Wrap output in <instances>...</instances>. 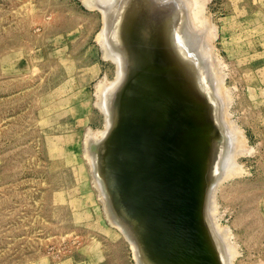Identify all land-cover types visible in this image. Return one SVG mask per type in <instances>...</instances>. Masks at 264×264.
<instances>
[{
  "label": "rangeland",
  "instance_id": "374dc122",
  "mask_svg": "<svg viewBox=\"0 0 264 264\" xmlns=\"http://www.w3.org/2000/svg\"><path fill=\"white\" fill-rule=\"evenodd\" d=\"M195 1L190 16L200 35L196 49L208 55L212 84L189 70L188 79L178 62L161 59L164 37L180 14L179 0L169 5L161 1L166 7L152 10L148 0H130L120 12L119 31L112 29L116 37L123 28L127 33L122 38L128 75L120 88L145 85L149 77L141 73L148 61L155 66L156 83L166 81L183 92L190 109L187 134L203 149L198 157L204 176L197 229L205 226L207 243L201 248L211 247L210 264H264V0ZM103 9L85 0H0V264L207 261L188 246L184 255L183 247L164 251L153 242L151 253L128 219L127 224L108 216L100 159L85 149L93 139L101 147L123 126L110 128L100 104L104 85L118 79V65L103 49L107 30L116 27L106 22ZM193 28L191 35L198 37ZM200 84L208 85L203 89ZM119 95L118 107L123 101ZM195 126L202 128L194 132ZM216 161L228 172L215 174ZM195 169L197 173L198 165ZM210 170L215 172L209 175L212 180ZM214 180L215 199L213 191L207 208L202 197Z\"/></svg>",
  "mask_w": 264,
  "mask_h": 264
},
{
  "label": "bare ground",
  "instance_id": "6f19581e",
  "mask_svg": "<svg viewBox=\"0 0 264 264\" xmlns=\"http://www.w3.org/2000/svg\"><path fill=\"white\" fill-rule=\"evenodd\" d=\"M148 1L150 3L149 8L151 10L156 9V8L164 9L166 7L164 6V2H161V1L166 2V0H161V1L158 0L159 2L155 0H148ZM171 1L167 0L166 4ZM193 1L195 3L192 2V0L191 1L179 0L180 2L179 3L180 4L179 13L180 14L176 19L177 22H175L173 27L170 29L169 34L164 37V40L162 43L163 53L161 54V59H164V61L167 63L178 62L179 65H181V68L179 69L181 70L183 68L186 77L187 76L189 77V75L187 74L189 70L193 72L194 74H196L199 78H201L202 81L203 79L205 80L206 78L208 80H211L210 82L212 84V80H214L215 78L214 76L216 75L213 74L214 78L207 76L208 75L207 66L208 65L209 67L211 66V64L207 63L208 60L206 62V58L208 57V55L206 54L207 57L205 58L201 54L203 52H199L198 49H196L197 41L198 42L200 41L198 40V38H200L199 37L200 35L198 36L199 32L196 33L197 31L196 28L192 27L193 22L191 24V21L193 20V17L191 20V16H190V13L192 14L190 10L193 8V7L191 8V6L193 3L195 4L193 5L194 7L197 4V1L195 0ZM85 2L88 6H91V7L101 5V7L104 8L103 10L106 13L105 15L107 16L106 22L107 23L110 22L111 24L113 23L114 27H116V28H111L110 29L111 31L107 30V32L108 31L109 32L107 33L108 35H105V37L106 36L107 37L105 38V42H103L104 44L103 49H104L105 55L108 57H111L112 60H114V62H116V64L118 65V79L116 81L114 80L115 82L113 84L106 83L108 86L105 83H104L105 85L103 84L104 88L105 87L107 88H105L104 90L105 92L103 94L100 104L103 107L102 109H105L107 112L108 123H109L110 128L119 126L120 124L123 126L122 128L119 127L118 130L116 127L115 129L117 132H114L115 131L114 129H113L114 131L111 130L113 132L109 134L110 135L108 136L109 138L106 139V136L105 138L103 137L104 140L105 139L106 140L105 142L101 140L103 141V143H101L100 141V143L102 144V145L100 144L101 147L98 148V146L96 145L97 141L95 140L96 142H93L94 141L93 139V141L92 140L88 141V145H86L87 148H85L86 151L89 152V154H92V153L98 154L97 157L100 159L99 160L100 162L98 161L97 163V168L99 169L100 174H101L100 175L101 178L99 177L100 178L99 183L101 185L104 184L103 189L106 192V197H107L106 201H110L113 197H115L116 193L113 187L117 188V190L122 192L123 197L126 200V205L132 208L133 207L139 208L136 213L133 212L134 214L133 217H135L134 219L135 221H137L138 223L141 224V226H143L144 232H141L142 234H144L143 237H146L145 239L148 240V243H153V242L157 243L161 247V249L165 251V250H169L172 247H174L175 246L174 243L177 242V239L179 240L181 239L182 236L180 234V227H181L180 222L182 220L175 221L174 218H172L168 214V210H170L169 205L168 203L166 204L165 202H163L156 195L155 192H157L156 187L158 186V184L155 185V183L158 180H163L165 183L162 185H167L166 184L167 181L169 182L176 181L178 186L176 189L173 190V196L175 197L177 196L178 200H182L183 198H185V194L183 193L185 192V187L183 188L181 184L183 185V183L187 181L189 185H192V188H191L192 196H191V206H190L191 212H190L189 217L193 216V219L190 221V223H191L192 233L194 235V240H195L194 243H197L196 246H192V247L188 244L187 245H188V248H193V252L190 249L192 253H198L200 251V253H202V256L204 254L203 257H205V259L208 261V264H210V259H212V257L209 258V256L211 255L214 256V254L211 253L210 249H208L210 246L208 247V244L207 246H204L205 248L208 247L207 248L208 251H205L206 250L205 248L203 249L201 248L203 247V244L207 243V241L205 242V236H204V232L206 229L202 231L205 228V226L203 227V229L202 227H199L197 229V225H198L197 223L201 222L200 221V211H199L200 208H198V206L200 204L201 195H202L201 193L202 190L200 188L202 187L201 183L203 179H201V176H204V174L200 170L199 161H198V157L200 155L199 150L201 151L202 146L199 145L200 144L198 143L199 141L195 140L197 138L192 139L187 134V132L190 130V125L188 123V117H189L188 113H190L189 112L190 109L187 106L188 104L186 105V102H185V99H187V97L183 94L182 91L181 93H179L177 88H174L171 85H168L166 81H160L159 83H156L154 81L155 66L153 68V66H151L148 61H147L145 70L141 73L142 77H145L146 79L147 77H149L148 81L145 80V85L146 84L148 85L146 86L143 85L144 87L141 86L139 90H135L133 87L134 85H132L130 88L128 85V87H126V90L120 88L121 84L123 83V81L126 79L128 75L127 67L129 66L127 65V59H126L127 57L125 55V52L123 51V48L125 47V45H127V42L125 41V38H122L123 36H126L127 33H126V30L123 28V30L120 32V36L117 35L116 37V34L114 33L115 31L112 32V29L113 30L118 29L117 31H119L118 26L120 24V17H119L120 12L123 10V7L125 5H128L130 3V0H85ZM169 4L171 3H168V5ZM192 28H193V31L196 30L195 33L197 34L198 37L191 35ZM110 33L112 34L114 33L115 36L114 34L112 35ZM203 33H200V34H202L203 36ZM206 34L207 33H205V35ZM113 37H116L114 42L112 41ZM205 38L206 37L202 39L205 40ZM202 39H201V42L203 41ZM201 60L202 61L204 60V65L202 64L203 62ZM210 68H213V67L211 66ZM212 73L214 72L211 71V74ZM215 81H214V84L216 83ZM204 85L207 86L208 84H204ZM204 85H202L203 89L206 88ZM123 92H125L127 95L125 94V96H123ZM119 93L123 96V101L121 102L120 107H118L120 104L118 103L119 101L118 99L120 97ZM116 108H119V111L117 113H116ZM222 108H221V111H222ZM223 111L225 112V110ZM133 121L136 122L135 125L132 126L134 128L129 127L130 128L129 132H126L127 126H129ZM228 126L229 125H227V127ZM196 127H199L200 129L202 128L200 126H195L194 132H196L195 130ZM131 129H132V132H131ZM231 131H234V130H231ZM130 134H131L130 137L132 138H129ZM131 140L133 143H131ZM223 146L225 147V144H223L222 147ZM189 147L193 151L189 152ZM222 147H220L221 149L220 152L223 154L222 149L224 148ZM100 148L103 149L105 152L106 151L111 152V156L106 157L105 156L106 153L100 152ZM222 154L217 153L219 157ZM214 155H216L215 152H214ZM214 155L212 154L213 157ZM230 157L229 159H225V161H223L224 166L227 165L231 161ZM221 160L222 159L220 157V162H222ZM210 161H213L214 163V160H210ZM217 161H216L215 166H214L215 163L214 164L211 163V165L213 164L211 167L214 166L213 171H215L216 173L210 170V172L208 173V176L211 175L212 173L218 174L223 169L224 166L222 168L221 166L218 167L219 165H217L218 164ZM231 164L233 166V163ZM196 165H198L197 173L195 169ZM227 168L225 167L226 170L223 169V171L224 170L227 171ZM204 173H205V176L207 177V172H204ZM223 175H225V173L222 174V176ZM222 176H220L219 178H222ZM141 177H142V182H141ZM210 177L211 176H209V178ZM212 177L209 180H212L213 179ZM208 182L209 181H207V183ZM210 183H208V188L206 186V191L203 190L204 193H203L202 201L203 200L205 201L203 204H205L206 207L207 205H210L213 202L209 200L211 199L209 197L212 196V193L214 191V187L216 184V180H214L211 184ZM164 190L167 192L168 189L163 188V190L161 191V195L163 197H164ZM214 196H215V191H214L213 197ZM140 198L145 200V203L139 204ZM207 198H208V201H206ZM150 201L155 204L152 205ZM185 201L179 202L180 206H178L177 208L180 211H182L184 206L186 205ZM209 201H210V204H208ZM141 205L144 208V210L147 212V214L153 217L152 219L149 220L143 213V209L140 210V208H142ZM107 207H108V204H107ZM204 207H202V210ZM107 210H108L107 211L108 216L114 217L117 220V222L118 221L127 222V219H128L130 228L133 227L137 233L138 232L140 233V231L137 228L136 223L131 221L126 215H124L121 212L116 213L115 211H110L109 207ZM206 226L208 227L207 224ZM209 230L207 232L211 235V233L214 231H212L211 228ZM201 231L203 232V235L199 234L201 233ZM213 234L215 235V233ZM216 234L221 238V235L219 233H216ZM214 235H213V238H214ZM218 236L215 237V241L217 242L220 241ZM143 237L141 236V240H143ZM217 237L219 241L217 240ZM212 241L214 240L212 239ZM217 242H215L216 245L220 246L221 243L219 242L220 243L219 245V243ZM216 247L215 249L217 250L221 248V247L219 248H216ZM181 250H182V253L186 251L185 248ZM181 250L179 248V251ZM156 251L159 252V250L157 249ZM209 251H210V254H208ZM221 251L223 252L222 249ZM187 252H185L184 255L185 254L187 255ZM193 255L195 256V254ZM147 258L150 259L151 257H147ZM179 260L180 259H177L176 261L178 262ZM181 261L184 262L185 260L183 261L182 259ZM198 261L202 262V260H198ZM151 262L153 261L149 260V263ZM206 262H202L201 264H205ZM213 263L215 262L213 261Z\"/></svg>",
  "mask_w": 264,
  "mask_h": 264
},
{
  "label": "water",
  "instance_id": "95a60500",
  "mask_svg": "<svg viewBox=\"0 0 264 264\" xmlns=\"http://www.w3.org/2000/svg\"><path fill=\"white\" fill-rule=\"evenodd\" d=\"M83 2V1H82ZM170 180V179H169ZM141 182H142V177H141ZM171 182V183H170ZM167 181V185H162L165 182L163 180H158L155 185L158 184L157 188V192L156 195L158 196V198H160L163 202H165L166 204L168 203L169 205V209L168 210V214L174 218L175 221H180V234H181V239H177V242L174 243V245L178 246V247H186L188 245L192 246H196L197 243H194V235L192 233V228H191V223L190 221L193 219L192 217H189L191 209V196H192V185H189V183L187 181H185L183 183V185L181 184V186L184 188L185 187V192H183L185 194V198H183L182 200H178L177 196H173V190L177 188L178 184L177 182H172V181ZM115 190V197H113L110 201H107L108 207L110 211H115L116 213L121 212L124 215H126L131 221L135 222L137 224V228L140 232H144L143 227L141 226L140 223H138L137 221H135V217H133V212L136 213L138 211L139 208L137 207H129L128 205H126V200L123 197L122 192H120L119 190H117V188L113 187ZM164 189H168V191L166 192L164 190V197L161 195V191ZM133 189V188H132ZM186 200V201H185ZM180 201L184 202L185 201V206L183 208L182 211H180L177 207L180 206ZM105 202V201H104ZM140 203H145V200H143L142 198H140ZM150 203L153 205L155 203H152L150 201ZM184 204V203H183ZM105 206H106V202H105ZM108 207L106 206V210L108 209ZM142 207V205H141ZM133 209V210H132ZM143 209V213L145 214V216L150 220L153 217L151 215H148L147 212L144 210V208H140V210ZM132 210V211H131ZM108 211V210H107ZM179 225V224H177ZM135 226V225H134ZM176 226V225H174ZM142 237L144 236V234H142ZM146 237H143V244L146 248L150 250L149 248V243L148 240L145 239ZM188 244V245H187ZM151 253H154L151 251Z\"/></svg>",
  "mask_w": 264,
  "mask_h": 264
}]
</instances>
